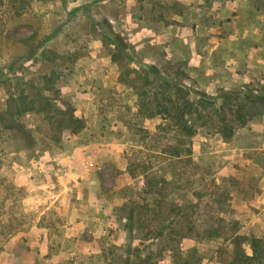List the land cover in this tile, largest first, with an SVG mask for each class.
I'll list each match as a JSON object with an SVG mask.
<instances>
[{
    "label": "rangeland",
    "instance_id": "rangeland-1",
    "mask_svg": "<svg viewBox=\"0 0 264 264\" xmlns=\"http://www.w3.org/2000/svg\"><path fill=\"white\" fill-rule=\"evenodd\" d=\"M10 5L0 0V117L15 121L0 122V220L22 225L0 264H264V102L231 139L204 130L175 159L162 152L167 121L131 85L156 66L219 106L223 92H261L264 0H31L18 17ZM16 79L48 118L11 117ZM213 232L260 240L261 258L243 263Z\"/></svg>",
    "mask_w": 264,
    "mask_h": 264
},
{
    "label": "trees",
    "instance_id": "trees-1",
    "mask_svg": "<svg viewBox=\"0 0 264 264\" xmlns=\"http://www.w3.org/2000/svg\"><path fill=\"white\" fill-rule=\"evenodd\" d=\"M11 3V13L13 16H22L27 13L30 6L31 0H9ZM114 45V52L112 53V59L114 62L123 63L126 59L124 49L126 48L123 39L120 36L111 39ZM46 55V51L42 52ZM137 77L140 79V86L134 85L137 95L142 98L140 101L141 110L147 111V116L150 118L154 116H162L167 121L164 125H160L161 129L165 134H171L174 138L168 142H163V154L170 158L182 159L188 158L192 155L191 139L196 136L199 132L204 130H213L215 133L221 134L225 139H231L235 132L239 128H243L250 123L256 112L259 113V104L264 102V87L261 92L257 93L253 90L243 92L234 90L223 92L220 99L222 104L218 105L216 100L210 99L206 93H195L190 87L174 83L168 78L164 77L156 66H149L142 68L138 71H134ZM17 89L14 93L10 92L14 108L11 106L10 115L12 118L20 117L28 112L43 113L45 116L48 111L44 110L43 107L37 102V99H29V95L26 93L25 82L16 79ZM10 87H12V80L8 81ZM10 90V89H9ZM241 96L244 100H247L250 104H243ZM225 108H228L226 111ZM55 111L56 116H62L64 113L57 109L52 108ZM231 113L232 119H228V113ZM68 114V113H67ZM48 118V116H46ZM70 121V128L74 126V131H80L84 127V123L81 119L74 117L72 114L67 115ZM49 118H52L49 116ZM216 118V120H214ZM4 118L0 117V122L7 129L15 127L12 123H5ZM159 195L161 190L158 191ZM152 191H145L144 194L148 195ZM158 199V198H157ZM155 199L156 203H161ZM180 209V208H179ZM150 211V210H147ZM153 211V210H152ZM154 217L151 218L149 226L152 224H159V228L154 230L156 237L161 234V227H164L162 214L159 211H154ZM129 221L134 224L135 210L131 209L128 217ZM139 220L146 221L145 216H140ZM237 224V223H235ZM22 225V221L18 219H11L8 221L0 220V252L3 251L5 244L14 236L18 230V226ZM174 226V225H173ZM174 227H172L173 230ZM151 231L147 233L144 238L147 240L150 236ZM223 238L225 242L233 243L237 250L242 253L243 263L247 260H258L261 258L259 254L260 240L252 239L242 235H228L223 237L222 234L218 235L213 232L209 238ZM249 244L253 256L249 257L245 255L242 249L243 244ZM236 250V251H237Z\"/></svg>",
    "mask_w": 264,
    "mask_h": 264
}]
</instances>
